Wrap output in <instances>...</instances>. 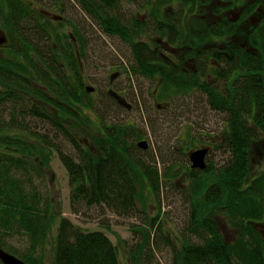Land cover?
Listing matches in <instances>:
<instances>
[{"label": "trees", "instance_id": "1", "mask_svg": "<svg viewBox=\"0 0 264 264\" xmlns=\"http://www.w3.org/2000/svg\"><path fill=\"white\" fill-rule=\"evenodd\" d=\"M69 1L40 0L38 10L31 0H0V30L6 39L0 45V248L27 264H45L39 251L54 234L51 264H122L117 246L104 232L86 231L58 217L42 195L38 182L54 150L68 172L74 213L105 206L118 216L133 217L139 213V189L149 185L155 192L160 187L156 169L128 149L129 130L108 126L95 110L94 91H86L82 71L87 36L66 14L76 5L102 34L128 45L132 73L151 77L153 92L163 98L174 91L180 95L197 91L210 110L229 117L224 142L232 159L218 171L211 165L200 175L188 168L197 187L190 191L195 198L189 200L177 244L166 236L164 222L156 216L150 223L153 233L132 230L142 233L139 243L128 248V261L142 264L144 257L148 259L160 233L170 245L172 264H264L263 175L254 178L250 168L251 154L264 139V16L257 11L264 0H220L234 7L233 22L191 13L198 4L215 0H175L181 13L178 24L171 25L170 40L175 36L195 43L188 46L203 57L209 74L204 79L178 70L170 62L178 61L177 56L167 54L164 60L141 39L166 35L164 2L159 7L160 0ZM219 3L214 7L220 8ZM126 7L134 11L128 19L120 15ZM136 13H143L146 20ZM214 41L216 47L207 46ZM188 56L196 54L191 49ZM90 110L97 118L88 114ZM43 124L51 128L41 132ZM101 126L106 132L92 129ZM50 131L70 145L72 154L57 147ZM216 213L236 230L233 240L224 237ZM18 238L27 242L22 252L13 245Z\"/></svg>", "mask_w": 264, "mask_h": 264}, {"label": "rangeland", "instance_id": "2", "mask_svg": "<svg viewBox=\"0 0 264 264\" xmlns=\"http://www.w3.org/2000/svg\"><path fill=\"white\" fill-rule=\"evenodd\" d=\"M31 1L35 8L40 10V0ZM141 1L137 0V3ZM158 1L153 0L154 3ZM66 2L68 4L70 1L66 0ZM162 2L166 4L164 8L162 7L163 10L168 11V14L171 13L173 19H178L181 13L179 3L175 0H172L171 3L160 0L158 2L159 7ZM69 4L72 6V3ZM126 8L128 10L121 9V13L119 12L124 19L134 15L131 7ZM74 9L72 11L70 8L66 14L69 19H74L75 23L82 27L85 36H87V59L83 62L82 76L85 86L95 88L92 93L95 110L108 126L118 124V126L125 127L126 132L129 130L127 135L130 136L132 133L136 137L132 139L133 141L142 136L149 142L146 150L133 147L130 148V151L133 157L156 169L160 177V187L155 192L149 185L146 187L144 185L139 189V197L136 201L139 213L133 217L118 216L105 206L83 208L79 213H74L70 206L71 188L68 172L55 150L52 151L50 162L44 169L45 176L39 180L38 186L44 198L51 201V207L58 217L67 218L86 231L101 230L117 246L121 263L131 264L128 261V248L139 243L142 233L132 230L144 228V232L151 230L153 233L150 223L154 217L159 216L160 221L164 222L163 232L171 242H175L176 235L180 237L179 231H183L184 223L187 221L189 200L195 198L194 195L190 194V191L197 187V183L194 184L191 181L188 173L190 169L188 153L202 145H208L212 147V152L208 153V155L210 154L209 166L212 165L214 169H217L216 165L228 163L232 159L231 152L226 151L224 155L222 149H217L218 142L214 140V137L218 135L217 130L223 129L226 125L219 119L222 117L221 115L208 109L204 103V96L194 91L186 92L187 94L184 95L174 91L163 98L158 92V99L155 101L161 104L170 103V105L166 110L156 109L155 103L152 101L150 103V96L154 87V84L151 83V77L144 79L149 77L132 73L130 66L132 59L128 45H125L117 37L105 36L81 12L79 7L75 5ZM186 9L191 10L192 6H187ZM135 16L144 17L143 19L146 20L143 13H136ZM167 22L171 24V21ZM175 24L178 23L175 21ZM66 28L68 31L71 27ZM165 28L168 32L169 26H165ZM167 32H165L166 38ZM158 37L160 38V35ZM141 39L151 47V37L149 39L143 36ZM115 72L119 74L117 73L110 80L111 75ZM120 89H125L132 96L134 101V103L132 102V110L128 111L125 107H120L117 103L109 100L108 91L114 92L120 91ZM87 112L93 119L97 118L92 110ZM38 125L40 124H37L36 127ZM43 125L45 126L39 128L41 132L46 131V127L51 128L49 125ZM92 129L101 134L106 128L101 126V130L95 127ZM49 136L55 141L59 149L72 154L73 149L61 136L53 137L52 131L49 132ZM260 153H262L261 148L254 151L250 157L251 174L255 176L254 178L264 173H262L264 156ZM208 169L193 170L198 171L200 175ZM262 180L264 182V175ZM214 217L219 222L224 237L229 241L233 240L236 236V230L228 225L222 214L216 213ZM53 237L54 234H50L48 241L39 251V256L42 257L45 264H51ZM19 241L24 240L20 238L13 240V245L22 252L27 247V242L24 244ZM176 244L174 243V245ZM147 253H149V258L144 257L142 264H172L170 245L165 244L160 233L157 234L156 246L152 250L150 248Z\"/></svg>", "mask_w": 264, "mask_h": 264}, {"label": "flooded vegetation", "instance_id": "3", "mask_svg": "<svg viewBox=\"0 0 264 264\" xmlns=\"http://www.w3.org/2000/svg\"><path fill=\"white\" fill-rule=\"evenodd\" d=\"M212 0H207V2H210ZM248 1V0H246ZM217 2V0H215V2L211 5H206V4H198V8L196 9H192L193 11L191 13H193V15L197 16V17H203V16H209V17H214L216 20H220L221 17L226 18L228 21L233 22L234 21V17H233V10L234 7H229L225 2H222L219 0V5H221L220 8L214 7V4ZM218 4H215V6H217ZM263 5H260L259 7H257V11L259 13L260 16H264V10L262 9ZM207 7V8H206ZM167 13L165 14V22H163V26H169V31L166 32L168 33L167 38L166 35H164L163 38H159L158 36H151V47L154 48L157 53L161 56L162 59L166 60L168 57L167 54L169 55H174L177 56V60L178 61H171V64H173L178 70H182L184 72H188L189 70L192 73H189L187 75H193L195 76L197 79H204V77H206L207 75V67L204 64V60L203 57H197V55L199 54L198 51H196L193 47H189L188 45H195L194 42H191L190 44H186L182 41H179L177 39H175V36L173 37L174 40L171 41L170 38L172 35H174L173 29L171 27L172 24L176 22H178L179 20L176 18H172L171 13L168 14V11H166ZM241 12V9H240ZM240 15V14H238ZM249 17H252V13H248ZM167 21H171V24L168 23ZM213 21L215 22V20L213 19ZM251 23H256L255 20H251ZM154 38V39H153ZM171 41V42H169ZM218 41H214L210 44H207V46H217ZM224 46H220V48H223ZM244 47V46H242ZM192 49V53L196 54V56H188V54L191 52ZM173 57V56H172ZM170 58V57H169ZM213 66H219V64L217 63H212ZM118 72H116L117 74ZM119 74V73H118ZM116 93V95L119 97V99L121 101L126 102L129 105V109L126 110H132L133 108V103L134 101L132 100V96L130 95V93L128 91H126L125 89H120V91H114ZM197 93V91H194ZM226 93H229V90L225 91ZM158 91H154L151 92V96H150V103L151 101L154 102L155 104V108L158 110H166L168 108V106L170 105V103H160V102H156L155 100L158 99V95H157ZM199 93V92H198ZM203 96V95H202ZM112 98H114L113 96H110ZM184 97V96H181ZM115 99V98H114ZM115 101L117 102L118 106L123 107L122 105H119L118 101L115 99ZM131 101V102H130ZM133 102V103H132ZM262 102L264 104V96L262 99ZM208 107V106H207ZM124 108V107H123ZM209 109V108H208ZM210 110V109H209ZM213 111L216 114L221 115L222 117H219V119L223 122V124H225L226 126L223 129H218L217 133L218 135H216L214 137V140H216V142H218V148L217 149H222V153L225 155L227 150V147L225 146V142L224 140L227 138V134H225L226 130H227V121L229 117H227V114H225L224 112H220L219 110H210ZM130 125V124H129ZM108 128V127H107ZM130 137L132 139L136 138L135 136L130 135ZM128 145V149L131 150L130 148L133 147H137L140 148L142 150H146L149 146V142L147 140L144 139V137H140L138 140L133 141ZM144 141V144L142 145V147L138 146V143ZM207 148L208 149V153L212 152V147L208 146V145H202L199 148L193 149L191 151H189V153H191L194 150L200 149V148ZM261 151L262 153H260L261 155L264 156V139L262 140V145H261ZM188 153V155H189ZM205 156V163H206V170L209 166V156L210 154ZM264 161V160H263ZM223 164H220V166L216 165L217 169L222 168ZM215 167V166H214ZM190 169L191 168V163H190ZM204 169V170H205ZM214 169V168H213ZM214 169V170H217ZM193 170V169H192ZM199 170V169H197ZM264 172V170H262V173ZM264 175V173H263Z\"/></svg>", "mask_w": 264, "mask_h": 264}, {"label": "water", "instance_id": "4", "mask_svg": "<svg viewBox=\"0 0 264 264\" xmlns=\"http://www.w3.org/2000/svg\"><path fill=\"white\" fill-rule=\"evenodd\" d=\"M5 42H6L5 36H4L3 32L0 30V45L4 44ZM115 75H116V73L112 74L110 80H112ZM86 91L87 92H93L94 88L91 86H86ZM108 95L113 96L118 101L119 105H122L126 109L130 108L126 102L121 101L119 99V97L116 95L115 92L108 91ZM143 144H144V141H141L138 143V146L142 147ZM207 153H208V149L204 148V147L197 149V150H194L191 153H189L188 160L191 163V168L204 170L206 168V163H205L204 159H205V156L207 155ZM0 261L2 264H27L24 261H22L21 259H19V258L15 257L14 255L4 251L1 248H0Z\"/></svg>", "mask_w": 264, "mask_h": 264}]
</instances>
